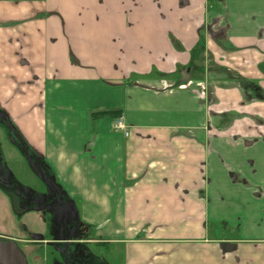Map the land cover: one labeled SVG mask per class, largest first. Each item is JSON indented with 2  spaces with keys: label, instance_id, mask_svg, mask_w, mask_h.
Instances as JSON below:
<instances>
[{
  "label": "crops",
  "instance_id": "obj_1",
  "mask_svg": "<svg viewBox=\"0 0 264 264\" xmlns=\"http://www.w3.org/2000/svg\"><path fill=\"white\" fill-rule=\"evenodd\" d=\"M113 110L128 135L90 120ZM0 111L28 175L5 173L0 241L36 263L70 237L110 264H264V0H0Z\"/></svg>",
  "mask_w": 264,
  "mask_h": 264
},
{
  "label": "rangeland",
  "instance_id": "obj_2",
  "mask_svg": "<svg viewBox=\"0 0 264 264\" xmlns=\"http://www.w3.org/2000/svg\"><path fill=\"white\" fill-rule=\"evenodd\" d=\"M202 60L199 59V62ZM109 118H103V119H98V120H102V121H106ZM91 120V119H90ZM91 121H96V120H91ZM0 130L3 132V137L2 139H4L3 144L0 145V164L1 166L4 168L5 173H14L16 174V177L18 178L19 182H25L27 179L26 177H28L25 168H23L20 165H16L15 161L8 159L7 163H5L6 158H8L9 156V152L8 150L11 149V146L18 144L16 142V136H14L11 127L4 122V120L2 118H0ZM0 139H1V132H0ZM4 146V147H3ZM20 147V146H19ZM25 154V153H24ZM30 157H35L33 152L30 153ZM24 167L25 164L23 165ZM7 167H9L10 169H8ZM43 167V166H42ZM44 169V167H43ZM17 170V171H16ZM37 182H40L39 180H37ZM31 183V182H29ZM38 186H35V188H31V187H27L25 186V190L27 192L32 193V191H37L40 192L42 190H46L48 187L45 183L44 180L41 179L40 185L37 184ZM53 186H56L54 184H52ZM24 186V185H23ZM4 190H6L9 194H15L19 196L18 193V185L14 184V183H10L9 185H3L2 186ZM57 190V189H56ZM59 190H57L58 192ZM61 198V196H59V199ZM22 199V198H19ZM26 205L30 204L31 201L30 199H26ZM47 211L50 212L51 218H49V225H52L53 223H56V220L58 221V223L62 224V225H67V222L70 221L69 220V208L68 207H61L58 204H53L50 207H48V209H46ZM48 222V221H47ZM64 223V224H63ZM76 226H78V224L76 225L75 223V228H73V230H76ZM51 227V226H50ZM52 228L55 229V227L53 226ZM67 228V226H66ZM67 232V231H66ZM69 232V230H68ZM80 232V231H77ZM54 230L52 232H50V234H53ZM79 234V233H77ZM79 236V235H77ZM76 236V237H77ZM82 249L79 251L78 255V261L74 264H106V263H111V258H110V254L108 251L99 249L96 250L95 248H93L90 245H70L67 248V258L64 254V252H60L56 250L55 248L51 247L50 245L46 248H44L43 246H35L33 248V255L37 258L38 262L36 263L35 261H33L31 254H29V249L27 247H25L24 245H20L19 249L22 251V253L24 254V256L27 258L28 264H70L67 263L66 261H63L65 259L70 260V252L71 250H75L77 247H81ZM84 247H86V249L88 250V252L86 253V250H84ZM88 256V257H87ZM72 264V263H71Z\"/></svg>",
  "mask_w": 264,
  "mask_h": 264
},
{
  "label": "water",
  "instance_id": "obj_3",
  "mask_svg": "<svg viewBox=\"0 0 264 264\" xmlns=\"http://www.w3.org/2000/svg\"><path fill=\"white\" fill-rule=\"evenodd\" d=\"M0 118L4 120L10 127L11 125L8 122V117L4 112L0 111ZM71 207L75 210V205L71 201ZM33 238L35 240H41L42 237L38 235H34ZM69 239L70 237H65L62 240L65 243V249L62 250L64 254L67 252V248L69 246ZM0 264H28L27 258L18 248L15 242L13 241H0Z\"/></svg>",
  "mask_w": 264,
  "mask_h": 264
},
{
  "label": "flooded vegetation",
  "instance_id": "obj_4",
  "mask_svg": "<svg viewBox=\"0 0 264 264\" xmlns=\"http://www.w3.org/2000/svg\"><path fill=\"white\" fill-rule=\"evenodd\" d=\"M10 183H13V181L11 180V177H9V176H7L5 174V171H4L3 167L0 164V185L1 186H3V185H9ZM17 188H18V190H21L19 186ZM48 191H49V197H48L47 200L49 202L47 201V205L50 204L52 201L55 202L53 204H56V202H58V203L61 202V200L59 199V197H54V191L51 189V187L48 188ZM63 249L64 248H60V251H62ZM73 261L77 262L78 261V256H77V258L75 257L73 259ZM73 261L72 260H67V263L74 264Z\"/></svg>",
  "mask_w": 264,
  "mask_h": 264
},
{
  "label": "trees",
  "instance_id": "obj_5",
  "mask_svg": "<svg viewBox=\"0 0 264 264\" xmlns=\"http://www.w3.org/2000/svg\"><path fill=\"white\" fill-rule=\"evenodd\" d=\"M121 116H122V111L113 110V111L91 113L90 119L91 120H98V119H103V118H109V119L117 120V119L121 118ZM3 241H5V240L3 239Z\"/></svg>",
  "mask_w": 264,
  "mask_h": 264
},
{
  "label": "built area",
  "instance_id": "obj_6",
  "mask_svg": "<svg viewBox=\"0 0 264 264\" xmlns=\"http://www.w3.org/2000/svg\"><path fill=\"white\" fill-rule=\"evenodd\" d=\"M113 129L116 131L123 132L125 135H128V132L126 130V126H125L122 118H119V119L114 121Z\"/></svg>",
  "mask_w": 264,
  "mask_h": 264
}]
</instances>
